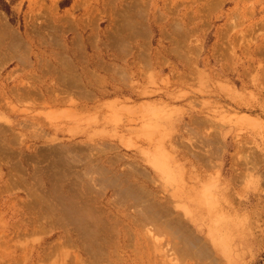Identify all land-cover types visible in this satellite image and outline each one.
<instances>
[{"label": "rangeland", "instance_id": "rangeland-1", "mask_svg": "<svg viewBox=\"0 0 264 264\" xmlns=\"http://www.w3.org/2000/svg\"><path fill=\"white\" fill-rule=\"evenodd\" d=\"M0 264H264V0H0Z\"/></svg>", "mask_w": 264, "mask_h": 264}, {"label": "bare ground", "instance_id": "bare-ground-1", "mask_svg": "<svg viewBox=\"0 0 264 264\" xmlns=\"http://www.w3.org/2000/svg\"><path fill=\"white\" fill-rule=\"evenodd\" d=\"M252 164V163H251ZM72 167V166H71ZM57 168V167H56ZM69 168H70V166H69ZM54 170V169H53ZM71 170V169H70ZM60 171V170H59ZM57 179V178H56ZM55 191V190H54ZM61 195V194H60ZM55 197V196H54ZM74 197V196H73ZM68 198V197H67ZM71 198V197H70ZM58 199H60V198H58ZM62 200V199H61ZM70 201H71V199H69ZM74 201V200H73ZM72 201V202H73ZM58 202V201H57ZM68 203H70V202H68ZM76 203V202H75ZM42 204V203H41ZM71 204H74V203H71ZM70 204V205H71ZM79 204V203H78ZM81 204H82V202H81ZM69 205V206H70ZM75 205H77V204H75ZM129 206V205H128ZM131 206H133V205H131ZM60 207H62V206H60ZM65 207V206H64ZM68 207V206H67ZM66 207V208H67ZM70 208V207H69ZM69 208H68V210H69ZM71 208H73L72 206H71ZM76 209H77V207H76ZM83 208H81V210H82ZM90 209V208H89ZM49 210V209H48ZM80 210V209H79ZM79 210H77V211H74L73 213L75 214L76 212H80V214L79 213H76L77 215H75V218H76V220H75V218H74V220H71L69 223L71 224V226H78V225H80L82 228H83V230H84V228L86 229L87 228V226L86 225H88V228H89V224L87 223L86 225H85V222H84V220H83V215L82 216H80L82 213H83V211H82V213H81V210L79 211ZM84 210H85V208H84ZM87 210V209H86ZM92 211V210H91ZM70 214H72L71 212H70ZM73 214V215H74ZM86 214V213H85ZM66 215V214H65ZM67 215H68V213H67ZM78 215H79V217H78ZM87 215V214H86ZM129 215V214H128ZM134 215V214H133ZM69 216V215H68ZM71 216V215H70ZM85 216V215H84ZM88 216V215H87ZM92 216V215H91ZM132 216V215H131ZM66 218V217H65ZM90 218V217H89ZM88 218V219H89ZM67 219V218H66ZM71 219H73V218H71ZM86 219V218H85ZM68 220H70V218H68ZM83 220V221H82ZM87 220V219H86ZM90 220V219H89ZM145 220V218H143V220L142 221H144ZM91 221V220H90ZM94 221H96V220H94ZM105 221V220H104ZM104 221H102V222H104ZM129 221V220H128ZM68 222V221H67ZM101 222V221H100ZM102 222H101V227L100 228H103L102 227ZM127 222V221H126ZM134 222H136V221H134ZM97 223H98V221H97ZM129 223V222H128ZM141 223V222H140ZM91 224H93V223H91ZM95 224V223H94ZM104 224V223H103ZM119 224V223H118ZM121 224V223H120ZM138 224V223H137ZM123 225V224H122ZM134 225V224H133ZM94 226V225H93ZM120 226V225H119ZM79 227V226H78ZM78 227H77V230H78ZM91 227V226H90ZM76 228V227H75ZM87 228V229H88ZM93 228V227H92ZM97 228H99V226H97ZM123 228V227H122ZM125 228H127L126 226H125ZM95 229H96V227H95ZM79 230H81L80 228H79ZM86 230H84L83 232H85ZM87 231H90V230H87ZM82 232V231H81ZM104 232V231H103ZM86 233V232H85ZM90 233V232H89ZM98 233V232H97ZM86 234H88V233H86ZM92 234V233H91ZM93 235V234H92ZM95 236V235H94ZM97 236V235H96ZM88 237V236H87ZM90 237V236H89ZM98 237V236H97ZM94 238V237H93ZM81 240V239H80ZM92 240V239H91ZM97 241V240H96ZM93 243L95 242V240L94 241H92ZM87 243V242H86ZM85 244V243H84ZM95 244V243H94ZM96 244H98V243H96ZM93 245V244H92ZM99 245H101V243L99 244ZM86 247V244H85V246L83 247V248H85ZM88 247V246H87ZM86 247V248H87ZM97 248V247H96ZM202 248V247H201ZM204 249V248H203ZM91 250V249H90ZM200 250H202V249H200ZM96 251H98V250H96ZM100 251V250H99ZM98 251V252H99ZM102 251V250H101ZM94 252V251H93ZM98 255V254H97ZM207 255V254H206ZM96 256V255H95ZM100 256V255H99ZM95 258V257H94ZM93 258V259H94Z\"/></svg>", "mask_w": 264, "mask_h": 264}]
</instances>
